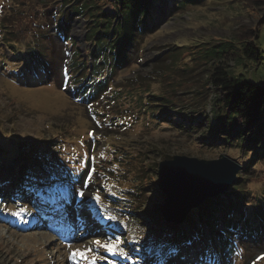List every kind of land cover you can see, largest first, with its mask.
<instances>
[{
    "label": "rangeland",
    "instance_id": "374dc122",
    "mask_svg": "<svg viewBox=\"0 0 264 264\" xmlns=\"http://www.w3.org/2000/svg\"><path fill=\"white\" fill-rule=\"evenodd\" d=\"M27 1L0 0V17L11 15L12 10L22 8V3ZM36 1L40 6H28V12L20 16L17 23V28L20 26L21 29L18 46L23 49L31 40V36L37 37L35 32H40L39 38L43 37V33H51L53 37L43 49L46 58L51 59V70L31 81L36 73H32L30 77L26 72L29 66L20 67L21 63L13 59L12 48L0 43V58H8L5 63L0 61V184L9 190L7 193L10 192L8 197L0 199V264H74L69 259L70 252L78 248H95L93 242L96 240L102 243L111 242L118 249L128 253L123 257L117 256V264H147V258L153 256L152 252L147 251L148 245L155 238L152 234H158L162 239L167 234L166 223L159 213L164 196L156 184L157 166L159 162L176 155L202 160L227 158L234 161L240 166L236 177L241 175L245 193L252 195V200L264 196V158L254 161V164H250V169L245 170L254 154L245 161L237 159L241 152L239 149L233 145H220L218 140L213 142L210 137V132L215 130L217 122L212 117L211 105L208 104L214 95L206 80L208 71L205 69L208 66H202L200 63L195 67L186 68V72L181 73L177 67L182 64V60L179 65H169V57L166 56L172 48L183 54L184 50L179 49L176 44L190 46L200 42H233L240 37L251 38L246 36L245 31L253 30L257 32L256 40L259 39L260 50L264 53V0H206L200 5L185 8L180 15L170 14L157 4L153 10V22L157 24L158 29H153L150 35L143 38L139 44L142 53L134 55V49L127 63L122 65L121 69L116 68L108 78L109 83L116 88H127L121 93L116 105L128 109L127 113L130 114L127 119L130 126L118 125L109 128L96 126L90 113L91 105L73 99L74 94L77 97L79 86L92 78L77 83L70 81L67 84L62 80L66 51L80 54V58L73 57L68 65L74 81L85 75L84 67L79 62L89 65L87 72L92 68V58L87 54L93 42L86 40V20L83 17L72 19L68 35L72 38V44L69 46L60 40V34L56 32V25L63 19L60 18V1ZM168 3L169 8V0ZM101 6L108 14L114 13L111 1H102ZM36 21L44 25H34ZM50 23L52 28L46 25ZM132 49L130 48V52ZM155 64H162L160 67L164 72L155 73L158 69L152 67ZM237 64L235 59H230L225 66L233 73H240L251 81L262 82L264 67H254L253 63L245 66ZM77 65L82 70L75 74ZM151 72L153 74L148 76ZM127 79L132 81L125 82ZM143 87L150 91V95L160 93L168 100V103H164L167 111L163 113L165 120L156 119L158 114L152 120L147 115L136 114L138 109L132 107L133 104L130 105L132 102H128V92H144L141 91ZM98 101L100 102L99 99ZM99 102H93L97 111ZM205 116L209 117L206 119ZM90 119L94 120L95 125ZM193 126H197L196 129H193ZM88 129L94 130L97 135L103 134L102 138L94 142L99 150L106 146L111 148L107 149L108 153L117 150V155L123 157H129L135 150L142 151L144 155L141 166L144 175L134 176V168L130 165L124 170L120 167L123 166L120 161L119 168L109 166L107 181L101 172L95 170L90 181L92 186L94 178H97L94 181L95 189L83 188L85 178H81L82 189L80 186L77 193L74 190L67 193L68 186L73 181L69 180L68 176L64 178L72 166L66 162L67 155H72V158L79 156L81 147L78 146V139L87 141ZM54 137L61 142V150H57L61 151V154L64 152V156L61 155L58 162L43 161L42 168L40 162L47 159V152L53 142L49 143L50 146L44 143ZM32 147L39 148V151L25 156L24 152ZM78 160L77 167L84 164L81 157ZM24 161L30 165L25 170L23 181L33 175L37 177L38 186L26 195L23 191L24 181L23 190L15 195L11 188L21 178L19 171ZM92 165L90 162L87 170ZM50 175L52 179H48ZM41 179L44 181L42 184L39 183ZM132 184L135 186L133 190H145L141 207L138 202L132 203V190L129 186ZM110 187L115 188L113 195L108 194L111 192ZM81 191L84 192L82 199L87 202L84 207H80V201L76 200ZM115 194L120 195L121 201L113 199ZM96 196H99V200L95 199ZM105 198L112 199L115 204H121L120 208L112 209L106 204ZM46 202L49 204L45 208L43 205ZM87 205H96L98 214L104 212L109 220L105 225L109 226L105 229L94 226L89 220L88 211L85 210ZM13 212L18 215H12ZM45 215L46 219L43 220ZM138 217L142 219L143 224L134 221ZM179 228L184 231L175 232L174 236L170 237L173 242L168 243L176 246L179 251L167 260L166 264H196L195 258L204 248H213L209 239V227L204 225L200 231H196L184 223ZM242 229H228L226 245L221 249L214 247L219 253L220 264H250L247 262L264 256V238L258 239L259 236H255L249 227ZM232 231L238 232V235ZM116 241L120 243L117 245ZM99 251L106 257L113 256L103 249ZM76 261L82 264L81 260ZM260 264H264V260Z\"/></svg>",
    "mask_w": 264,
    "mask_h": 264
},
{
    "label": "trees",
    "instance_id": "16d2710c",
    "mask_svg": "<svg viewBox=\"0 0 264 264\" xmlns=\"http://www.w3.org/2000/svg\"><path fill=\"white\" fill-rule=\"evenodd\" d=\"M55 1H60V18L63 17L62 21L56 25V32L58 31V34H60V40L68 45L72 44L70 42L72 38L68 36L70 23L74 17H83L87 23L86 40L93 42L90 48H88L89 53L87 54L89 58H92L91 75L89 76L92 80L80 86L77 95L91 103L101 99V102L98 101L99 115L96 113V120L98 123H106L107 125L118 127V125L130 126L127 120L130 116L127 113L129 112L128 109H122L119 105H116V102L121 98V93L127 88L125 89L124 86H121V89L116 88L109 83L108 78H110L116 68H122V65L127 63L131 57L130 53L133 54L134 49H136L134 55L142 53L139 44L145 36L150 35L153 29H158L157 24L153 22V10L156 5L164 7L170 14L180 15L179 13L185 8L200 5L206 0H169V8L168 0H106L111 1L113 4L114 13L112 14H108L102 9L101 3L105 0H100L98 4L96 3L97 0ZM37 2L36 0H28L27 3H22V8L14 9V11H17L16 13L12 10L11 15L5 14L0 17L1 45L12 48L13 59L21 63L20 67L27 68L29 66L31 68L37 64L40 66L41 70L39 74H34L31 81L51 70L49 66L51 59L48 60L43 51L46 43L53 37L51 33H43V37L39 38L40 32H35L34 34L37 37L31 36V40H29V43L23 49H19L18 46L21 29L20 26L17 28V23L21 18L20 16H24L31 6L39 7L40 4H37ZM34 25L41 26L44 24L36 21ZM46 25L52 28V23ZM256 33L254 30L252 32L245 31L246 36H251V38L240 37L234 40L235 42L221 41L215 44L200 42L199 44H191L190 46L187 44H176L179 49L184 50L183 54L186 56H183L182 52H177L174 48L170 49L166 55L169 57V65H179V62L182 60V64L177 67V70L181 73L186 72V68L195 67L200 65V63L202 66H208L205 69L208 71L206 80L210 85L211 92L214 94L208 104L211 105L212 117L217 122L215 130H211L210 132V137L213 139V142H217L218 140L220 145H233L239 149L241 152L237 156L239 157L237 159L245 161L250 159L251 154H254L245 170H249L250 164H254V161L264 158V144H262L264 143V78L262 82L251 81L240 73H233L225 65L228 60L235 59L239 66L253 63L254 67L258 65L264 67V53L260 50L261 45L259 39L257 38L256 40ZM130 48H133L131 52ZM71 54V59L73 57L74 59L80 58V54L74 51ZM5 60H8V58H0L2 63H5ZM79 63L83 65L85 75H82L80 79L75 81L72 80L76 83L88 78L87 71L89 65L82 62ZM161 65L155 64L152 66L158 68L155 70V73L162 71ZM76 67L75 74H78L82 68L78 65ZM28 69H26L27 73H29ZM152 74L153 72L148 76ZM130 81L132 80L127 79L125 82L129 83ZM141 91L145 92L146 88L143 87ZM144 92L132 91L127 94L130 98L128 102H132L130 105L132 106L133 104L134 106L132 107L138 109L136 110V114L147 115L151 120L158 114L159 116L156 119L161 118L165 120L166 118L163 116V113L167 111L164 103H168V100L161 96L160 93L150 95L149 90L146 91V94ZM155 101H161V103H156ZM166 116L168 117V115ZM208 117L205 116L206 119ZM156 119L154 120L156 121ZM91 122L94 124V120H91ZM196 127L193 126V129H196ZM89 131L91 130L88 129L87 131V141L78 139V146L81 148L79 151L76 150L79 152V156L72 158V155H67L68 159L66 162L72 166L66 176H68V179L73 180L70 183L69 192H73V190L78 192V187L82 185V179L85 178L88 172L87 167L92 159L96 164L97 171L99 169L102 171L104 169L108 170L109 166L119 168L120 161H122L123 166L120 165V167L124 170H127L131 165L135 170L134 176L140 175L142 177L144 175L141 166L142 156L144 155L142 151L135 150V152H131L129 157L117 155V150L108 153L107 149L111 148H106V146L97 151L99 148L95 147L94 142L102 138L103 134H95V139L93 140L89 135ZM49 143H52V147L47 152V159H42L40 162L42 168L43 161L49 163L58 162L61 155L64 156V152L61 154L62 152L57 150L61 148V142L57 137H54L53 140L50 139L44 144L50 146ZM109 145H113V143H109ZM259 147L261 149H258ZM38 151L39 148L32 147L24 153L25 156H28ZM80 157L84 164L77 167ZM133 162L134 164L132 165ZM22 165L21 171H19L21 178H19L16 184L12 185L11 191H20L22 189V184L25 181H23L25 170L30 164L24 161V165ZM22 173L24 174L22 175ZM96 180H93V184ZM242 181L241 175H237L235 181L224 194L206 199L204 203L192 209L186 216L185 221L193 230L200 231V228H203L204 225L209 227V239L215 248L221 249L226 245L227 241L225 239L229 236L226 235V232L228 229L230 231L237 227H242L243 229L249 227V230L255 236H259L258 239L264 238V196L256 197L252 200V195L249 196L245 193L246 190L242 189ZM129 186L131 187L130 190H132V203L138 202L139 207H141L140 204H142L145 195L144 188L133 190L135 186L133 184ZM3 188H0V197H8L10 192L7 193V191L9 190L6 187ZM115 201H121L120 195H118ZM111 203L116 209L121 206V204H115V202ZM134 221L143 224L142 219L139 217L135 218ZM220 225L222 228H219ZM166 231V237L163 239L158 234H152L155 237L154 240L156 242L165 241L172 243L173 240L170 237L174 236L175 232H183L184 230L179 228L178 225L166 223Z\"/></svg>",
    "mask_w": 264,
    "mask_h": 264
},
{
    "label": "water",
    "instance_id": "95a60500",
    "mask_svg": "<svg viewBox=\"0 0 264 264\" xmlns=\"http://www.w3.org/2000/svg\"><path fill=\"white\" fill-rule=\"evenodd\" d=\"M239 168L227 158L202 160L176 155L159 162L156 184L164 196L159 209L164 222L184 224L192 209L227 191Z\"/></svg>",
    "mask_w": 264,
    "mask_h": 264
},
{
    "label": "snow or ice",
    "instance_id": "6c2138e0",
    "mask_svg": "<svg viewBox=\"0 0 264 264\" xmlns=\"http://www.w3.org/2000/svg\"><path fill=\"white\" fill-rule=\"evenodd\" d=\"M40 66L34 65L33 67L29 68V74L36 73L39 74L40 72ZM48 179H52V175L48 177ZM39 183H44L43 179L39 181ZM38 186L37 177L33 175H29L25 179V183L23 185V188L26 191H31L36 189ZM0 187H3L2 184H0ZM87 187V185H85ZM67 194L65 193V196ZM80 197H84V192L81 191L79 193ZM95 199L99 200V196H96ZM87 202L85 200L80 201V207H84ZM12 215H18L17 212L11 213ZM96 247H86V248H78L74 251L70 252L69 259L71 260H82L84 261V264H97L98 260H106L107 257L99 251V249H103L104 252L110 254V255H121L126 256L128 253H125L122 249H118L113 245L111 242H105L102 243L99 240H96L93 242ZM120 242L116 241V244L118 245ZM158 249L160 255L156 257L155 259H152V257H148L147 259L152 260V264H166V261L174 257L178 253V248L173 245H169L165 241H153L152 245L147 249L149 253L153 252L154 250ZM89 253H91V258H89ZM196 264H220L219 260V253L212 247L204 248L199 255L195 258Z\"/></svg>",
    "mask_w": 264,
    "mask_h": 264
}]
</instances>
